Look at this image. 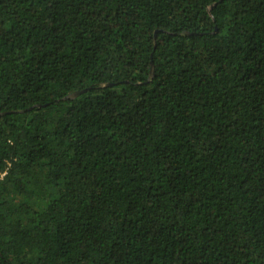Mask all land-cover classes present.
<instances>
[{"label":"trees","instance_id":"obj_1","mask_svg":"<svg viewBox=\"0 0 264 264\" xmlns=\"http://www.w3.org/2000/svg\"><path fill=\"white\" fill-rule=\"evenodd\" d=\"M0 264H264V0H0Z\"/></svg>","mask_w":264,"mask_h":264},{"label":"water","instance_id":"obj_2","mask_svg":"<svg viewBox=\"0 0 264 264\" xmlns=\"http://www.w3.org/2000/svg\"><path fill=\"white\" fill-rule=\"evenodd\" d=\"M79 94V93H78ZM77 94L73 95V96H76Z\"/></svg>","mask_w":264,"mask_h":264}]
</instances>
